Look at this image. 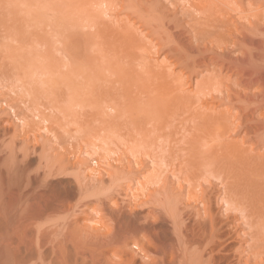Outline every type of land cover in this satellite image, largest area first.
Masks as SVG:
<instances>
[{"label":"rangeland","instance_id":"1","mask_svg":"<svg viewBox=\"0 0 264 264\" xmlns=\"http://www.w3.org/2000/svg\"><path fill=\"white\" fill-rule=\"evenodd\" d=\"M9 1L16 4L11 5L13 13L19 11L14 15L10 13L17 17L13 22L19 20L18 14L26 18V25L22 24L24 31L20 29L18 32H26L27 38L20 34L19 38L28 41L26 44L25 40V51L31 64L26 68L30 71L27 83L32 93L30 96L34 98L29 102V97L25 96L23 102L32 103L30 105L35 108L31 107V110L35 113H29L31 123L25 136L22 132L20 136L16 134L18 131L13 118L0 114V264L7 260V254L19 263L31 259L36 253L38 228L44 230L41 250L43 253L46 251L44 256L50 257L48 260H52V264H176L172 258L175 244L168 219L162 214L160 216L155 206L158 203L149 190H137L138 182L149 174L151 159L156 163L158 183L149 187L170 189L173 194L180 192V187L185 185L182 179L191 180L192 176L188 179L186 175H190L188 167L192 163L196 162L199 167V162H203L204 167L210 165V168L218 159L233 169L230 173H235L232 175L237 187L247 188L246 193H250L246 195L247 202L250 197L256 200L252 202L254 204L260 200V210L258 204L256 208L264 213V38L244 31L254 28V24L264 29V0H198L197 3V0H28V3L26 0L28 5L25 4L24 12H27L24 14L20 13L23 12L19 6L21 3H18L20 0ZM6 3L5 9L9 10V2ZM147 3L150 7H146ZM12 6L16 7L15 11ZM195 8L199 10L195 11ZM7 16L10 17L7 13L2 17L9 18ZM20 20L18 24H21ZM16 24L15 32L19 29ZM0 31V35L4 34L2 29ZM234 31L239 32L238 38L232 37L228 49L224 50L226 60L215 59L211 48L219 43L220 35ZM11 43L13 49H6L8 61L19 60L20 63L18 43ZM16 65L19 66L18 63ZM10 96L13 98L12 93ZM19 99L15 104L23 109ZM36 110L43 111V114H36ZM31 114L37 116L33 115V118ZM21 136L30 141L27 147L31 149L34 146L35 153L33 155L31 149L25 160H20L18 153L20 157L17 155L15 160L18 171L11 176L7 171L9 158L6 147L10 141L15 143L14 146L20 144L18 137ZM44 142L48 148L51 146L63 154L66 150L75 152V158L81 162L97 159V165L89 162L83 168L87 175L90 173L88 167L96 169V179L107 181L105 165L108 164L123 171L118 183L108 193L99 195L104 203L99 210L81 208L85 201H78L77 187L71 177L41 181L43 170L38 166L42 167L44 160H39L38 155ZM196 148L200 149L199 155L195 154L198 152ZM90 150L95 151V158H89L87 152ZM68 158L71 159L70 156ZM74 159L72 157L71 162ZM46 161H50L49 164L53 162L51 158ZM108 181L106 184L109 185ZM204 185L208 188L206 193L214 191L209 183ZM218 189L216 187L213 194L209 193L214 199L213 210L221 206L219 203L217 208L215 203ZM251 189H255L253 195ZM132 194H138L143 201L148 197L149 203L132 209L134 212L130 214ZM193 197L196 199L197 194ZM111 211L121 216L126 212L125 217L128 216L125 218L123 215L124 219L120 217L119 222L113 223L114 234L110 230L113 236L106 230L108 218L105 219ZM93 218L96 222L102 218L105 225L99 221L100 226H93L90 223ZM88 224L97 230L99 228V231L104 228L103 232L110 236L111 241L107 240L106 234L105 238L99 236L100 242V238H94L104 244H99L101 247L97 241H90L91 236L87 237L82 231ZM229 224L238 227L231 228ZM241 224L230 220L227 222L229 226L226 225L225 230L223 228L222 232L226 234L222 235V243L226 244L220 242L222 247L225 246L221 250H231H220L219 264L234 263L239 251L243 260L246 258L243 253L246 243L242 242L243 234H240L247 228L246 225L239 227ZM232 230L233 234L239 231L240 234L236 235L240 240L230 234ZM83 233L85 243L80 239L84 237ZM87 238L90 239L87 241L89 245L85 241Z\"/></svg>","mask_w":264,"mask_h":264},{"label":"bare ground","instance_id":"2","mask_svg":"<svg viewBox=\"0 0 264 264\" xmlns=\"http://www.w3.org/2000/svg\"><path fill=\"white\" fill-rule=\"evenodd\" d=\"M6 1L7 0H3V2H2V0H0V2L2 3H0V6L1 5H5V3H6ZM12 1V0H11ZM14 1H16V0H14ZM18 1V0H17ZM25 1L26 0H20L18 3L20 4L21 3V5H19L18 3V5L19 6H21L22 7V11L23 12H21L20 11V13H26V12H24V10L26 9V5H28L27 3H28V0L26 1L27 3H25ZM200 1V0H199ZM198 0L197 1H195L196 3L197 2H199ZM209 0H207V2H208ZM9 2V3H8ZM8 4H7V7H9V10L6 8L5 9V7H6V5L5 6H1L0 7V14L4 17H6V13L7 14H9L10 15V17L9 16H7V17H9V18H3L2 16L0 17V20H2L3 21V23H2V21L0 22V29H2V31H3V33L4 34H2V35H0V91H2V93L0 94V114H3V115H5V116H9V117H11V118H13V122L15 123L14 124V127H15V129H16V131H18V133H16V134H18V136H20V134H24L23 136H25V135H27L26 133V130L29 128V125H30V123H29V119H30V117H29V113H31L32 111H34V113H35V110H33L34 108L31 106L32 105V103H29L30 102V99H31V101H33L32 99L34 98V97H32V96H30V91L28 90V83H27V81H28V73L30 72H28V69H26V68H28L29 67V63H30V59H28V57H29V54H27V51H25V47L27 46L26 44H27V40H26V32L25 33H23L22 31H24L23 29L25 28L24 26L26 25V22H24V20L26 21V18H23L21 15H20V17H19V14H18V18H19V20L21 19V20H23V21H21L20 20V23L21 24H18V21H16V22H13L14 20H17V19H13V18H17V17H13L12 15H14V13L16 12H18L19 13V11H15L16 10V7L14 8L13 6H15L12 2H10L9 0H8ZM16 3V2H15ZM157 3V2H156ZM204 3V2H203ZM26 4V5H25ZM165 4V3H164ZM207 4V3H206ZM213 4V3H212ZM215 4V3H214ZM11 5H13L12 7L14 8L13 10L15 11L14 13H13V11H12V8H11ZM217 5V4H216ZM216 5H214V7L216 6ZM18 6V7H19ZM149 5H148V3H147V6L146 7H148ZM166 6V5H165ZM190 6H191V4H190ZM200 6V5H199ZM150 7V6H149ZM205 7H207V6H205ZM213 7V8H214ZM3 8V9H2ZM152 8V7H151ZM162 8V7H161ZM192 8V7H191ZM194 8V7H193ZM217 8V7H216ZM215 8V9H216ZM2 9V10H1ZM18 9V8H17ZM148 9H150V8H148ZM159 9H160V7H159ZM197 9L198 8H195V11H197ZM218 9V8H217ZM21 10V9H20ZM27 10H28V8H27ZM147 10V9H146ZM199 10V9H198ZM7 11V12H6ZM10 11V12H9ZM153 11H154V9H153ZM159 11V10H158ZM216 11V10H215ZM3 12V13H2ZM12 12V15L10 14ZM145 12V11H144ZM162 12V11H161ZM167 12H168V10H167ZM182 12V11H181ZM185 12V11H184ZM205 12H206V10H205ZM217 12V11H216ZM150 13V12H149ZM157 13V12H156ZM160 13V12H159ZM197 13V12H196ZM198 13H200L199 11H198ZM207 13V12H206ZM210 13H211V11H210ZM218 13V12H217ZM217 13L215 14V12H214V14L215 15H217ZM22 14V15H23ZM201 14V13H200ZM200 14H199V16H200ZM16 16H17V14H15ZM149 15V14H148ZM156 15V14H155ZM188 15H189V12H188ZM204 15V14H203ZM210 15V14H209ZM214 15V16H215ZM153 16H154V14H153ZM190 16V15H189ZM191 16L192 17H194V15H192L191 14ZM24 17H25V15H24ZM202 17H204V16H202ZM2 18V19H1ZM63 18V17H62ZM4 19H6L5 20V22H4ZM13 19V20H12ZM28 19V18H27ZM71 20H73V19H71ZM22 22H24V23H22ZM17 25V27L19 28H17L18 30H17V32H15L16 30H15V24ZM76 23V22H75ZM4 24V25H3ZM22 24L24 25L23 27V29H22ZM71 24V23H70ZM70 24H67L66 23V25H70ZM74 24V23H73ZM2 25V26H1ZM18 25H20V27L18 26ZM72 25V24H71ZM13 26H14V31H13ZM62 26V25H61ZM64 26V25H63ZM68 27V26H67ZM70 27V26H69ZM254 28H252L251 30H248V29H246V30H244V31H246V33L247 34H250V35H254V36H259L260 38H264V37H262L261 35H263L264 36V29L263 30H261V26H259V25H257V24H254V26H253ZM73 28V27H72ZM263 28H264V26H263ZM20 29H22V31H20V32H22V33H20V32H18ZM26 29H27V27H26ZM61 31H63V30H61ZM69 31V30H68ZM13 32H14V35H13ZM71 32V31H70ZM72 32H73V30H72ZM231 32V31H230ZM2 32L0 31V34H1ZM28 33V32H27ZM15 34H17V37L15 36ZM22 36V35H24L26 38L24 39V38H22V39H20L19 38V36L20 35ZM71 34V33H70ZM73 34H74V32H73ZM229 34H231V35H229ZM238 34H239V32H232V33H228V34H224V35H220V38H219V43H217V45H215V47L217 46V48H215V47H212L211 49H212V51H214V52H212L213 54H214V57H215V59H217V60H226V56H225V52H224V50L225 49H228L227 47H228V45L230 44V40H231V38L232 37H236V39L238 38ZM23 36V37H24ZM61 36V35H60ZM231 36V37H230ZM73 37V36H72ZM17 39H19V42H18V40ZM20 40H22L21 42H20ZM25 40H26V44H25ZM264 40V39H263ZM17 41V43H18V46H17V48H18V50L17 51H19L20 52V60L22 59V61L19 63V60L17 61V62H12L11 63V61H8L9 60V58H8V54H6V49L8 48V47H10V48H12L13 49V46H12V43L11 42H16ZM36 42H38V41H36ZM35 42V43H36ZM17 45V44H16ZM15 45V46H16ZM39 45H40V43H39ZM68 46V45H67ZM222 46H224V48L222 47ZM220 50H222V51H220ZM198 49H199V46H198ZM208 49V48H207ZM2 50V51H1ZM26 50H28L27 48H26ZM200 50V49H199ZM206 50V49H205ZM216 50H218L219 52L217 53V51ZM208 51V50H207ZM207 51H205V52H207ZM25 52H26V54L28 55V56H26V54H25ZM201 52V51H200ZM210 52H211V50H210ZM22 53V54H21ZM80 53H81V51H80ZM23 54H25V56L23 55ZM77 54H78V52H77ZM69 55V54H68ZM75 55V54H74ZM79 55V54H78ZM10 57V56H9ZM30 58V57H29ZM187 61V60H186ZM230 61V60H229ZM19 64V66L18 67H15V66H17L16 64ZM31 64V63H30ZM28 66V67H27ZM27 71V72H26ZM48 81H50V80H48ZM36 84H38V82L36 83ZM39 84H41V82H39ZM43 84H45V83H43ZM49 84V83H48ZM53 84V83H52ZM42 85V84H41ZM41 85H40V88H41ZM50 87V86H49ZM31 89V88H30ZM32 90V92H33V89H31ZM3 91H4V93H3ZM38 91V90H37ZM10 93V94H9ZM11 93L13 94V98H15V97H21L20 99L19 98H15V100L10 96L11 95ZM32 94V93H31ZM14 95H16L15 97H14ZM29 97L28 99V101L29 102H23V101H25V99H24V97ZM9 97L11 98V99H9ZM25 97V98H26ZM16 99L18 100L19 99V101L21 100L22 101V104H23V106H24V108L23 109H21L20 108V106L19 105H16L15 104V102H16ZM13 100V101H12ZM27 101V100H26ZM14 102V103H13ZM17 103H19L18 101H17ZM21 103V102H20ZM26 103H27V105H26ZM34 103V102H33ZM254 103V102H253ZM31 104V105H30ZM39 105V104H38ZM40 105H42V104H40ZM31 107L33 108L32 110H31ZM43 107V106H42ZM255 111V110H254ZM36 112H37V110H36ZM43 111H41V112H37L36 114H38V113H42ZM257 112V111H256ZM33 113V112H32ZM43 114V113H42ZM32 115V114H31ZM34 116H37V115H35V114H33ZM32 115V117L34 118V116ZM31 117V118H32ZM46 120V119H45ZM31 121H34V120H31ZM43 121V120H42ZM33 123V122H32ZM37 124V123H36ZM32 125H34V124H32ZM35 126V125H34ZM33 126H30V128H32ZM51 128V127H50ZM45 129H46V127H45ZM36 130V129H35ZM28 131V130H27ZM32 131H34V130H32ZM22 132V133H21ZM53 135H55V134H53ZM15 136V135H14ZM223 136V135H222ZM39 137V136H38ZM18 138H20V141L18 142V143H20V144H18L17 146H14L15 145V143L13 142V141H10V142H8V146L6 147V152H7V156H8V158H9V164H8V169H7V171H9V173H10V175L12 176L13 174H15V173H17V169H16V162H15V160H16V158L18 159V156L20 157V155H21V157L20 158H22V159H20V160H25L24 158H26L27 156H28V153H29V151L31 150V153H33V155H34V153H35V150H34V146H33V148L31 147V149H28V147H27V145L29 144V142H28V140H26V139H24V138H22V136L21 137H18ZM23 140H22V139ZM27 138V137H26ZM34 138V137H33ZM37 138V137H36ZM40 138V137H39ZM201 138V137H200ZM214 138V137H213ZM221 138V137H220ZM13 140H14V138H13ZM17 140V139H16ZM34 140H36V139H34ZM38 140V139H37ZM32 141H33V139H32ZM28 142V143H27ZM38 142V141H37ZM46 142H47V140H46ZM48 142H49V140H48ZM51 142V141H50ZM49 142V144H51ZM54 143H56V142H54ZM31 144H32V142H31ZM47 143H43L42 145L43 146H41V152L39 153V155H38V157H39V160H41V159H43L44 160V163H43V165H42V167H40V166H38L39 168H40V170L42 169L43 170V172H41L42 173V176H41V181H43V182H45V181H47V179L48 178H55V177H61L62 176V178L63 177H71V178H73L74 180V182H75V184H76V189H77V194H76V196H78V201L80 200V202L81 201H85L84 202V204H83V206L81 207L82 209L84 208V210H90V209H92V210H99V208L102 206V204H104L103 203V199H100V197H99V195H101V193L103 192V193H108L110 190H111V188H112V186H115L117 183H118V181L120 180V175L122 174V170L119 168V167H117V166H112V164L111 165H105L106 167H107V173L106 174H108V179L106 178V180L109 182V185L108 184H106V182L101 178V179H96L95 178V176H96V174H97V171H95L96 169H89V167L87 168L88 170H89V175H87L86 174V172H85V170L83 169V168H85V165L86 164H88L89 162H91L92 164H94V165H97V159H92V157H94V155L96 154L95 153V151H93L92 152V150H90L89 152H87V154H88V156H89V158L90 159H92L91 161H88L87 159L86 160H84V162L82 161L81 162V160L79 159V160H77V157L75 158V152L74 153H72L71 151L69 152V150H66L65 152H66V154H63V153H61V152H59L58 151V149H56V148H51V146H50V148H48L49 146L48 145H46ZM56 144H58V143H56ZM17 147V148H16ZM91 148V147H90ZM18 149V150H17ZM63 149V148H62ZM99 149V148H98ZM141 149L142 150H145V147L143 146V145H141ZM157 149H159V148H157ZM194 149V148H193ZM199 148H196V150L198 151V152H196V151H194V150H191V152L193 151V152H196L195 154H197V153H201V152H199V150H198ZM209 151V150H208ZM18 153H20V155H18ZM38 153V152H37ZM52 153H54V154H52ZM209 153V152H208ZM49 154V155H48ZM194 154V153H193ZM206 154V153H205ZM18 155V156H17ZM70 156L71 157V159L70 158H68V156ZM197 155H199V154H197ZM263 155V154H262ZM201 156V155H200ZM208 156V155H207ZM264 156V155H263ZM72 157H73V159L75 158L76 159V161H75V159H74V162H71L72 161ZM205 157H206V155H205ZM49 158V160H50V158L52 159V164H49L48 162H50V161H46L47 159ZM95 158V157H94ZM199 158V157H198ZM202 158V157H201ZM202 159H204V158H202ZM207 159H208V157H207ZM206 159V160H207ZM205 160V161H206ZM221 160V159H220ZM223 160V159H222ZM199 161V160H198ZM198 161H197V163H198ZM204 161V162H205ZM46 162V163H45ZM229 162V161H228ZM225 163V164H229V163ZM23 163V162H22ZM37 163H39V162H37ZM196 163V162H195ZM191 164L189 167H188V171H189V174L190 175H186L187 176V178L188 179H190L189 177H191L192 176V178H191V180H189V181H187V179L185 180V179H182V181L181 182H185V185L183 186V187H180L181 188V191L180 192H176L175 194H173V192H172V190H170V189H163V188H159V189H154V188H150L149 186H155L157 183H158V181H157V179L155 178V173H156V169H155V162H153V159H151V168L149 169V174L148 175H146V176H144L143 177V179L141 180V182H138L137 184V190H140V191H143V190H149L150 191V193H151V195H153V199L158 203L157 205H155L156 206V208L160 211H158L159 213H160V216H161V214L163 215V217L165 216L167 219H168V221H169V223H170V226H171V233H172V236L174 237V244H175V246H174V251H175V255L174 256H172V258H174V260H175V262H176V264H219V258H218V254L219 253H221V251H226L227 249H223V250H221V247H222V245L224 244H226V243H222V241L224 240H222V238H224V236H222V235H225L226 233H223L224 231H223V228L227 225V222L228 221H230V220H232L233 222H242V224L241 225H239V227L240 226H242V225H246V231H244V233H239V231L237 232V231H234V233L235 234H233V233H231V232H233V230H235V229H233L232 231H230V234L232 235H236V234H240V235H242L241 236V238H243V241L242 242H244V243H246V245H245V248L243 249V253H244V255L246 256V258L243 260V258L241 257V251H239L238 253H237V258H235L234 256H233V259L232 260H234V258H235V260L233 261L234 263H232V261H231V263L232 264H264V213L263 212H261V211H258L257 210V208H259V210H260V207H261V205L259 206V204H258V201H260V200H258V198H257V202H256V204H258V206L259 207H257L256 208V204H254V203H252V202H255V201H253L252 199H248V201L249 202H247V198L248 197H246V195L247 194H250L249 192L248 193H246V191H247V188L246 189H243V188H245V187H243L242 189H241V187L240 188H238L237 187V185L233 182V178H234V175H232V173H230V169H231V167H230V165H229V167L227 166V165H223V162H221V161H218V159H216L215 160V164L214 165H212V167H210V168H208L210 165H205V167H204V165H203V162H199V163H201L202 165H203V168H200V167H202L201 166V164H199V167H198V165L197 164ZM205 164H208V162H206ZM261 164V163H260ZM264 164V163H263ZM232 165V164H231ZM122 166H124V165H122ZM222 166H224V167H222ZM264 166V165H263ZM262 166V167H263ZM82 167V168H81ZM208 169H207V168ZM232 168H234L233 166H232ZM82 169L84 170V171H82ZM86 169V170H87ZM235 169V168H234ZM41 170V171H42ZM232 171H233V169H231ZM261 170H262V168H261ZM6 171V172H7ZM39 171V170H38ZM235 172H237V171H235ZM87 173H88V171H87ZM261 173V172H260ZM263 173V172H262ZM85 174V175H84ZM233 174H235V173H233ZM10 175H9V177H10ZM16 176H17V174H16ZM236 176V175H235ZM237 176H238V174H237ZM236 176V177H237ZM14 177V176H13ZM26 177V176H25ZM105 179V178H104ZM12 180V179H11ZM53 180V179H52ZM212 180V181H211ZM213 180H214V182H213ZM232 180V181H231ZM239 180V179H238ZM200 181L202 182L203 181V184H205V183H209L210 185H212V189H214V191H215V189H216V187H219V189L216 191V197H217V199L215 200V203L217 204V208H218V205H220L219 203H221V206H219V209H216V210H213L214 208H212L211 207V205H212V202H213V200L211 199V196H210V194L209 193H211L213 190H211V192H207L206 193V190L208 191V188H206L205 187V185L203 186V184L202 183H200ZM216 182V183H215ZM239 182H242V181H239ZM10 184H11V181H10ZM45 184V183H44ZM106 184V185H105ZM249 184V183H248ZM207 186V185H206ZM1 187V186H0ZM250 187V186H249ZM1 190V189H0ZM193 190H195L194 192H193ZM248 190H250L249 188H248ZM252 190V189H251ZM255 189H253L252 190V194L251 195H253V191H254ZM213 191V192H214ZM259 191V190H258ZM191 192L192 193H194V195L195 194H197V198L196 199H194V195L193 194H191ZM213 192L211 193V194H213ZM260 192V191H259ZM74 193H75V191H74ZM256 193H257V191H256ZM145 194V193H144ZM209 194V195H208ZM258 194V193H257ZM191 195H192V197H191ZM254 195L256 196V194L254 193ZM263 195V194H262ZM248 196V195H247ZM264 196V195H263ZM139 196H138V194H132V200H133V204H132V207L130 208L129 207V213L130 214H132L134 211V208L136 209V208H141V207H144V206H146V205H148V200H147V198H146V201H143V200H141V199H139L138 198ZM158 197H161V199H158ZM256 197H258V196H256ZM215 198V197H214ZM150 199V198H149ZM253 199H254V196H253ZM256 199V198H255ZM75 200H77V199H75ZM77 202V201H76ZM150 202L152 203V204H154L151 200H150ZM82 203V202H81ZM80 203V204H81ZM63 204V203H62ZM65 204V203H64ZM67 204V203H66ZM215 204V205H216ZM263 205V204H262ZM81 206V205H80ZM104 206V205H103ZM149 206H151V205H149ZM213 206V205H212ZM220 207H221V211H220ZM63 208V207H62ZM113 208V207H112ZM118 208V207H117ZM153 208V207H152ZM262 208H263V210L262 211H264V206H262ZM21 209H22V207H21ZM122 209V208H121ZM133 209V210H132ZM24 210V209H23ZM83 210V211H84ZM114 210V209H113ZM154 210H155V208H154ZM21 211V210H20ZM58 211H59V208H58ZM62 211H64V210H62ZM67 211H68V209H67ZM118 211V210H117ZM126 211V210H125ZM152 211V210H151ZM87 212V211H86ZM91 212V211H90ZM94 212V211H93ZM97 212V211H96ZM123 212V211H122ZM155 212H156V210H155ZM19 213V212H18ZM60 213V212H59ZM22 214V213H21ZM123 214V213H122ZM125 214H127L126 212L123 214L124 215V217H125ZM156 214V213H155ZM63 215H65V214H63ZM122 215V216H123ZM157 215H159L158 213L156 214V216ZM23 216V215H22ZM68 216V215H67ZM106 216V215H105ZM108 217H106L105 219H107L108 218V225H106L107 226V229H106V227L105 226H103V227H105V229L108 231L109 230V232H110V230H112L111 232H112V234H114V226H115V224H114V226L112 227V225H113V223H115L116 221L117 222H119L120 221V217H122L121 216V214H117V215H115L114 214V212L113 211H111V214H108L107 215ZM131 216V215H130ZM159 216V217H160ZM21 217V216H20ZM128 216H126L125 218H127ZM155 217V216H154ZM164 217V218H165ZM249 217V220H247V218ZM65 218V217H64ZM123 218V217H122ZM121 218V219H122ZM101 220H102V218H100ZM124 219V218H123ZM158 218L156 217L155 218V220H157ZM160 219V218H159ZM244 219H245V221H246V223H245V221H244ZM101 220H99V221H101ZM126 220V219H125ZM128 220V219H127ZM166 220V219H165ZM99 221H98V219H97V222H96V220L94 221V218L92 219V221L90 222V223H92L93 224V226L95 225L96 227L99 225ZM124 221V220H123ZM131 221V220H130ZM167 221V222H168ZM102 223L104 222V221H101ZM112 222V223H111ZM132 222V221H131ZM135 222V221H134ZM244 223V224H243ZM69 224V223H68ZM79 224V223H78ZM86 224V223H85ZM104 225H105V222L103 223ZM134 224V223H133ZM239 224V223H238ZM89 225V224H88ZM86 226V227H84V228H86V229H84V230H82V231H84V233L86 234V236L87 237H89V235L91 236V239L92 240H90V239H88V240H85L86 241V243H87V241H94L95 239L94 238H100L99 236H101V238H102V236L104 237V234H106V233H104L103 231H104V228H102L101 227V231H99V228H98V230L96 229V227H93L92 228V226L91 225H89V226ZM100 225H101V223H100ZM99 225V226H100ZM110 225V226H109ZM120 225V224H119ZM125 225V224H124ZM131 225V224H130ZM230 226H231V228H234V227H238V225L237 226H235V224L233 225L234 227H232V225L231 224H229ZM229 225H227V226H229ZM67 226V225H66ZM75 226V225H74ZM79 226H82V225H79ZM84 226V225H83ZM122 226H123V224H122ZM127 226H129V225H127ZM124 227H126V226H124ZM132 227H133V225H132ZM70 228V227H69ZM73 228V227H72ZM120 228V227H119ZM227 228H229V227H227ZM244 228V227H243ZM76 229V228H75ZM83 229V228H82ZM116 229V228H115ZM122 229V228H121ZM120 229V230H121ZM133 229V228H132ZM66 230H68V229H66ZM128 230V229H127ZM224 230H225V228H224ZM229 230H230V228L227 230L228 232H229ZM244 230H245V228H244ZM116 231V230H115ZM123 231V230H122ZM122 231H120V232H122ZM223 231V232H222ZM42 232L44 233V230H42V229H40V228H38V229H36V234H35V246H36V253H35V255H33V257L31 258V259H29L28 261H26V262H20L19 263V261L18 262H16V261H14V260H12V258L10 257V256H8V254H7V256L9 257V258H7V256H6V261H4L3 262V264H52V260H48L46 257L47 256H44L45 255V253H46V251H45V253H43L42 252V248H41V246H40V240H41V234H42ZM74 232V231H73ZM80 232V231H79ZM108 232V234L110 235L111 234V232L109 233ZM118 232V231H117ZM126 232V231H125ZM155 232V231H154ZM227 232V233H228ZM243 232V231H242ZM83 233V235H84V237H82L80 234V236L82 237V238H80V239H82V241L85 239V234ZM73 234V233H72ZM82 234V233H81ZM108 234H106V236L109 238H107V240H110V236H108ZM111 234V236H113ZM119 234V233H118ZM122 234V233H121ZM64 235H66V234H64ZM69 235L70 234H68V237H69ZM115 235H116V233H115ZM120 235V234H119ZM118 235V236H119ZM228 235V234H227ZM94 236V237H93ZM98 236V237H97ZM105 236V237H106ZM117 236V237H118ZM124 236H125V234H124ZM131 236V235H130ZM152 236V235H151ZM237 237H239V240H240V236H238V235H236ZM51 237V236H50ZM55 238H56V236H54ZM62 237V236H61ZM60 237V238H61ZM67 237V236H66ZM104 237V238H105ZM122 237H123V235H122ZM121 237V238H122ZM126 237H127V235H126ZM126 237H124V238H126ZM226 237V236H225ZM231 236H229V238H230ZM237 237H236V239H237ZM72 238V241L71 242H73V237H71ZM90 238V237H89ZM101 238H100V240H99V242L101 241ZM112 238V237H111ZM120 238V237H119ZM119 238H117V239H119ZM128 238V237H127ZM126 238V239H127ZM153 238H154V236H153ZM232 239H233V237H231ZM59 239V238H58ZM64 239V238H63ZM69 239V238H68ZM115 239H116V237H115ZM123 239V238H122ZM231 239V240H232ZM6 240V239H5ZM54 240V239H53ZM60 240H62V239H60ZM104 240V239H103ZM106 240V241H107ZM226 240V239H225ZM230 240V239H229ZM234 240H235V238H234ZM50 241H51V239H50ZM58 240H57V238H56V242H57ZM63 241V240H62ZM95 241H97V240H95ZM94 241V242H95ZM105 241V240H104ZM105 241V242H106ZM111 241V240H110ZM128 241V240H127ZM1 242V241H0ZM66 243L68 242V241H65ZM75 242H76V240H75ZM79 242V241H78ZM84 242V241H83ZM82 242V243H83ZM98 241H97V243H98V245L99 244H101V243H99ZM103 242V241H102ZM108 242V241H107ZM122 241L120 240V243H121ZM124 242V241H123ZM140 242H141V240H140ZM173 242V241H172ZM220 242L222 243V245L220 244ZM226 242V241H225ZM227 242H228V240H227ZM10 244H11V242H9ZM13 243V242H12ZM33 243H34V241H33ZM33 243H32V245H33ZM60 242H58V244H59ZM74 243V242H73ZM81 243V242H80ZM85 243V242H84ZM96 243V244H97ZM104 243V242H103ZM112 243H113V240H112ZM158 243V242H157ZM243 243V244H244ZM49 244V243H48ZM68 244V243H67ZM71 244V243H70ZM88 244V243H87ZM91 244V243H90ZM94 243H92V245H93ZM106 244V243H105ZM107 244H109V243H107ZM106 244V245H107ZM134 244V243H133ZM13 245V244H12ZM65 245V244H64ZM74 245V244H73ZM89 245V244H88ZM95 245V244H94ZM93 245V246H94ZM97 245V246H98ZM102 245V244H101ZM104 245V244H103ZM102 245V246H103ZM110 245V244H109ZM112 245V244H111ZM120 245V244H119ZM123 245V244H122ZM122 245H121V247H122ZM72 246V245H71ZM91 246V245H90ZM92 246V247H93ZM100 246V245H99ZM98 246V247H99ZM125 246V245H124ZM123 246V247H124ZM126 246H127V244H126ZM125 246V247H126ZM155 246V245H154ZM45 247V246H44ZM43 247V248H44ZM68 247V246H67ZM70 247V246H69ZM77 247V246H76ZM98 247H97V249H98ZM101 247V246H100ZM113 247V246H112ZM224 248H225V246H223ZM222 247V248H223ZM74 248V247H73ZM72 248V249H73ZM78 248V247H77ZM91 248V247H90ZM110 248V247H109ZM118 248V247H117ZM127 248V247H126ZM139 248V247H138ZM143 248V247H142ZM168 248V247H167ZM5 249H7V248H5ZM10 249V248H9ZM20 249V248H19ZM35 249V248H34ZM34 249H32V250H34ZM70 248H68V250H69ZM124 249V248H123ZM230 249V248H229ZM228 249V251H226V252H229L230 250ZM23 250V249H22ZM31 250V249H30ZM44 250V249H43ZM66 250V249H65ZM64 250V251H65ZM84 250V249H83ZM82 250V251H83ZM94 250V249H93ZM92 250V251H93ZM111 250V249H110ZM119 250V249H118ZM122 250V249H121ZM162 250V249H161ZM172 250V249H171ZM221 250V251H220ZM233 250H235V249H233ZM237 250H240V249H237ZM237 250H235V251H237ZM4 251V250H3ZM13 251V250H12ZM78 251V250H77ZM101 251V250H100ZM112 252H113V250H111ZM122 251H124V250H122ZM234 251V252H235ZM34 252V251H33ZM49 252V251H48ZM47 252V253H48ZM73 252V251H72ZM71 252V253H72ZM96 252V251H95ZM149 252V251H148ZM234 252H232V253H234ZM11 253V252H10ZM14 253V252H13ZM27 253V252H26ZM30 253H32V252H30ZM62 253H63V251H62ZM74 253V252H73ZM87 253V252H86ZM90 253V252H89ZM97 253H99L98 252V250H97ZM96 253V254H97ZM143 253H144V251H143ZM156 253V252H155ZM165 253V252H164ZM170 253H171V251H170ZM15 254V253H14ZM25 254V253H24ZM33 254V253H32ZM49 254H50V252H49ZM70 254V253H69ZM76 254V253H75ZM75 254L73 255V256H75ZM222 254H223V252H222ZM59 255V254H58ZM61 255V254H60ZM59 255V256H60ZM63 255H64V253H63ZM83 255H85V254H83ZM91 255V254H90ZM93 255V254H92ZM92 255H91V257H92ZM99 255V254H98ZM126 255V254H125ZM147 255V254H146ZM151 255V254H150ZM167 255V254H166ZM30 256V255H29ZM69 256V255H68ZM115 256V255H114ZM124 256V255H123ZM171 256V255H170ZM52 257V256H51ZM66 257H67V255H66ZM66 257H64V259H66ZM70 257V256H69ZM78 257H79V255H78ZM78 257H77V259H78ZM125 257V256H124ZM148 257V259H149V255L147 256ZM162 257V256H161ZM220 257V256H219ZM11 258V259H10ZM25 258V257H24ZM55 258V257H54ZM57 258H58V256H57ZM82 258H84V257H82ZM160 258V257H159ZM169 258V257H168ZM1 259V258H0ZM63 259V260H64ZM72 259V258H71ZM144 259V258H143ZM147 259V258H146ZM151 259V258H150ZM221 259V258H220ZM20 260V259H19ZM59 260V259H58ZM73 260H74V258H73ZM76 260V259H75ZM80 260V259H79ZM152 260V259H151ZM156 260H158V258H156ZM225 260V259H224ZM259 260V261H258ZM32 261V262H31ZM48 261V262H47ZM52 261V262H51ZM66 261V260H65ZM153 262L155 261V260H152ZM162 261V260H161ZM160 261V262H161ZM169 261H170V259H169ZM223 261V260H222ZM64 262V261H63ZM74 262V261H73ZM82 262H83V260H82ZM111 262V261H110ZM148 262V261H147ZM146 261H145V263H147ZM168 262V261H167ZM59 263V262H58ZM67 263V262H66ZM149 263H151V262H148L147 264H149ZM227 263H229L230 264V262H228L227 261ZM55 264V263H54ZM81 264V263H80ZM154 264H156V262L154 263Z\"/></svg>","mask_w":264,"mask_h":264}]
</instances>
